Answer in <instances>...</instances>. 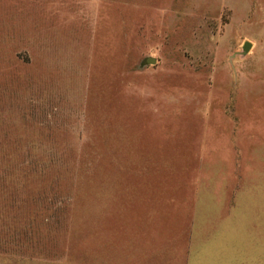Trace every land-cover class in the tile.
<instances>
[{
    "label": "rangeland",
    "instance_id": "obj_1",
    "mask_svg": "<svg viewBox=\"0 0 264 264\" xmlns=\"http://www.w3.org/2000/svg\"><path fill=\"white\" fill-rule=\"evenodd\" d=\"M0 264H264V0H0Z\"/></svg>",
    "mask_w": 264,
    "mask_h": 264
},
{
    "label": "water",
    "instance_id": "obj_2",
    "mask_svg": "<svg viewBox=\"0 0 264 264\" xmlns=\"http://www.w3.org/2000/svg\"><path fill=\"white\" fill-rule=\"evenodd\" d=\"M248 47H249V43L248 42H244L241 46L242 50L244 51H247L248 50ZM143 63L145 64H150V63H153L154 62V59L151 58V57H145L143 60H142Z\"/></svg>",
    "mask_w": 264,
    "mask_h": 264
}]
</instances>
